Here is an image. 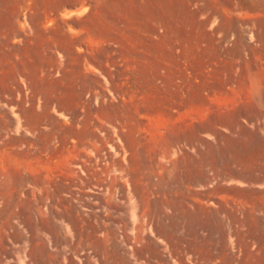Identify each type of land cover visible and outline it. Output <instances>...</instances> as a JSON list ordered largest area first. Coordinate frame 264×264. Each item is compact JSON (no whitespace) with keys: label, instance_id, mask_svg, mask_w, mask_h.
Masks as SVG:
<instances>
[{"label":"rangeland","instance_id":"obj_1","mask_svg":"<svg viewBox=\"0 0 264 264\" xmlns=\"http://www.w3.org/2000/svg\"><path fill=\"white\" fill-rule=\"evenodd\" d=\"M215 1L0 0V264H264V0Z\"/></svg>","mask_w":264,"mask_h":264},{"label":"bare ground","instance_id":"obj_2","mask_svg":"<svg viewBox=\"0 0 264 264\" xmlns=\"http://www.w3.org/2000/svg\"><path fill=\"white\" fill-rule=\"evenodd\" d=\"M215 1V0H214ZM214 5H215V11L217 13H219L221 11V9L224 7H226L227 9H231V5L230 4H221V3H218L217 1L213 2ZM233 10V12H235V10L237 9H231ZM247 14V13H245ZM236 18H240L242 19V17L240 16V14H234ZM212 21L209 19L208 20V23H211ZM229 32H226L223 34V38L226 39L228 37L229 34H231L232 31H234V34H233V37L235 39V42L236 44H238V48L240 49V47L242 46V44L245 43V32H243V29L240 25H237V27L235 29L233 28H228ZM212 42H213V35H210V38H209ZM110 113L114 114V111L112 108H110Z\"/></svg>","mask_w":264,"mask_h":264},{"label":"crops","instance_id":"obj_3","mask_svg":"<svg viewBox=\"0 0 264 264\" xmlns=\"http://www.w3.org/2000/svg\"><path fill=\"white\" fill-rule=\"evenodd\" d=\"M13 1L15 3L8 4V5L6 4L5 5V6H7L6 8H11L12 7L13 9H18V8L21 7V3H17L16 0H13ZM12 23H13V21H12ZM54 96H56V95L55 94H49V95H47V97H49V98H53ZM53 106H54V100L47 101V107L52 108ZM248 144L249 145H253V148L252 147H248L246 149L247 151H249V152L256 151L257 150L256 149L257 145L264 146V136L260 140L256 139L252 143H248Z\"/></svg>","mask_w":264,"mask_h":264}]
</instances>
